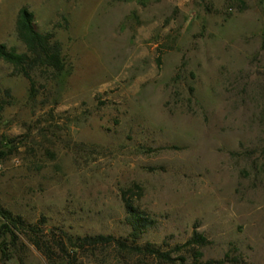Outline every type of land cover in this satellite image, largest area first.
I'll list each match as a JSON object with an SVG mask.
<instances>
[{"label": "rangeland", "instance_id": "obj_1", "mask_svg": "<svg viewBox=\"0 0 264 264\" xmlns=\"http://www.w3.org/2000/svg\"><path fill=\"white\" fill-rule=\"evenodd\" d=\"M21 8L68 74L36 72L30 96L0 60V208L42 234L128 239L132 212L148 224L136 243L171 258L191 262L194 231L201 262L264 264V0H0L17 53ZM7 242L0 264H48ZM117 257L82 262L166 264Z\"/></svg>", "mask_w": 264, "mask_h": 264}, {"label": "trees", "instance_id": "obj_2", "mask_svg": "<svg viewBox=\"0 0 264 264\" xmlns=\"http://www.w3.org/2000/svg\"><path fill=\"white\" fill-rule=\"evenodd\" d=\"M14 32L16 39L23 47L20 53L13 49H6L0 45V60L11 68V73L21 76L28 83V92L32 96L37 85L34 74L46 83L55 82V86H61L68 74V69L61 57L60 44L54 39L51 32L37 30L32 14L25 8H21L15 17ZM45 87V84L43 85ZM4 99L0 97V113L8 104V90L3 91ZM126 210H130L125 204ZM129 222L133 232L128 238H113L112 236H70L61 233L60 236L52 232H43L37 225L27 224L18 216H13L8 211L0 208V238H8L7 245L15 246L20 237L38 251L48 264H83L82 259L92 258L94 254L101 253L106 249L120 259L127 257H146L157 262L166 264H209L201 262V253L198 249L207 245L206 239L197 232H192L189 239L182 245L191 251V262L187 263L184 257L171 258V252H163L152 244H137L136 240L140 230L148 224L146 221L135 217L129 212ZM181 247L175 248L179 251ZM79 253V256L75 257ZM77 258V259H76ZM79 259V260H78Z\"/></svg>", "mask_w": 264, "mask_h": 264}]
</instances>
